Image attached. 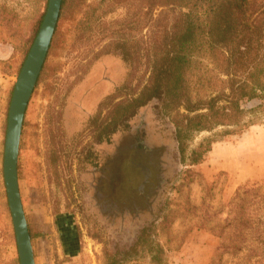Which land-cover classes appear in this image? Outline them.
I'll list each match as a JSON object with an SVG mask.
<instances>
[{
  "label": "rangeland",
  "instance_id": "374dc122",
  "mask_svg": "<svg viewBox=\"0 0 264 264\" xmlns=\"http://www.w3.org/2000/svg\"><path fill=\"white\" fill-rule=\"evenodd\" d=\"M97 1L66 0L22 121L18 184L34 263L104 264L111 244L119 251L128 248L127 240L138 227L134 207L141 204V223L151 214L135 193L142 182L136 161L142 160L150 177L142 183L146 195H153L156 174L165 178L157 197L162 217L155 220L154 234L164 249L159 264H205L213 251L210 228L226 217L236 187L264 176H245L233 156L238 136L234 134L214 140L200 163H182L171 121L175 111L169 115L145 105L109 133L97 126L105 115L107 93L125 83L138 90L148 77L143 54L129 75L117 56L102 54L90 60L117 36L111 28L126 8L106 0L101 7L113 11L102 17L104 28L76 29L83 10ZM46 5L47 0H0V264H19L2 175L8 104ZM142 40V47H147V38ZM207 134L194 133L187 149ZM50 146L60 156L55 166L47 163ZM140 149L146 151L142 159ZM121 264L153 263L147 257H129Z\"/></svg>",
  "mask_w": 264,
  "mask_h": 264
},
{
  "label": "trees",
  "instance_id": "16d2710c",
  "mask_svg": "<svg viewBox=\"0 0 264 264\" xmlns=\"http://www.w3.org/2000/svg\"><path fill=\"white\" fill-rule=\"evenodd\" d=\"M104 1L87 5L76 29L104 28L102 17L113 11L101 7ZM116 2L126 7L116 27L111 28L117 36L93 52L90 60L102 54L117 56L126 63L129 75L143 54L148 77L138 90L125 83L104 96L106 111L97 124L101 130H115L121 120L141 106L158 107L169 115L175 111L171 121L180 161L196 165L205 159L214 140L240 135L264 121V0ZM65 5L66 0H62L58 19ZM142 38H147V47H142ZM120 95L124 99L116 100ZM201 131L209 134L188 150L193 134ZM161 149L164 152L166 145ZM145 152L138 150L141 159ZM46 158L49 166L60 160L51 146ZM136 164L142 182L135 193L144 205L147 203L142 207L151 213L150 219L141 223L137 218L141 204L134 207L132 217L138 227L127 240L128 248L119 251L115 243L111 244V251L104 253V264H121L129 257H147L153 264L164 260L163 246L154 239L155 220L162 217L157 197L164 188V174H156L153 195H146L142 183L150 180L148 167L142 160ZM19 170L18 154V179ZM226 213L216 228H210L214 233L213 251L205 264H264V178L247 179L237 186Z\"/></svg>",
  "mask_w": 264,
  "mask_h": 264
},
{
  "label": "water",
  "instance_id": "95a60500",
  "mask_svg": "<svg viewBox=\"0 0 264 264\" xmlns=\"http://www.w3.org/2000/svg\"><path fill=\"white\" fill-rule=\"evenodd\" d=\"M61 1L47 0L39 28L15 77L7 110L2 175L19 264H35L17 176L21 127L28 99L36 83L56 27Z\"/></svg>",
  "mask_w": 264,
  "mask_h": 264
},
{
  "label": "crops",
  "instance_id": "0c3cea01",
  "mask_svg": "<svg viewBox=\"0 0 264 264\" xmlns=\"http://www.w3.org/2000/svg\"><path fill=\"white\" fill-rule=\"evenodd\" d=\"M234 146L233 156L241 162L245 176H264V121L238 135Z\"/></svg>",
  "mask_w": 264,
  "mask_h": 264
}]
</instances>
